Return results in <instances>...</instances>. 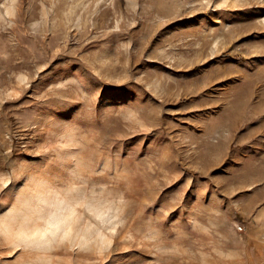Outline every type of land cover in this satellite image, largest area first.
I'll return each mask as SVG.
<instances>
[{
    "label": "rangeland",
    "instance_id": "1",
    "mask_svg": "<svg viewBox=\"0 0 264 264\" xmlns=\"http://www.w3.org/2000/svg\"><path fill=\"white\" fill-rule=\"evenodd\" d=\"M0 264H264V0H0Z\"/></svg>",
    "mask_w": 264,
    "mask_h": 264
}]
</instances>
